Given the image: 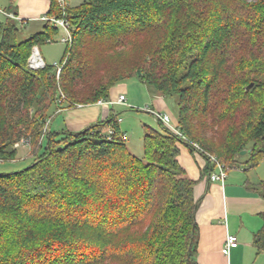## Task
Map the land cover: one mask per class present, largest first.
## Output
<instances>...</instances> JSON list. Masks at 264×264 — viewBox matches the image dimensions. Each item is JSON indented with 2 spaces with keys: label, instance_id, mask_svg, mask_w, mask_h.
I'll return each instance as SVG.
<instances>
[{
  "label": "trees",
  "instance_id": "16d2710c",
  "mask_svg": "<svg viewBox=\"0 0 264 264\" xmlns=\"http://www.w3.org/2000/svg\"><path fill=\"white\" fill-rule=\"evenodd\" d=\"M14 1L4 9L17 15ZM50 1L46 15L70 31L60 72L28 66L58 26L18 41V24L0 21V159L16 158L23 137L32 159L0 173V264H199L200 202L180 144L201 149L208 173L210 155L227 172L264 161V0ZM132 76L176 99L183 136L157 118L139 156L113 112L48 130L58 109L108 100ZM255 190L264 198V181Z\"/></svg>",
  "mask_w": 264,
  "mask_h": 264
},
{
  "label": "crops",
  "instance_id": "0c3cea01",
  "mask_svg": "<svg viewBox=\"0 0 264 264\" xmlns=\"http://www.w3.org/2000/svg\"><path fill=\"white\" fill-rule=\"evenodd\" d=\"M15 2L20 18L28 21L27 26L36 24L37 20L42 21L41 18L46 15L51 3L50 0H15ZM7 4L9 5V2ZM7 4L3 8H6ZM30 20H33L31 24H29ZM41 26L38 24L35 27L31 26L29 32H36ZM158 97L161 100L163 98L161 95ZM116 99L117 89L112 88L108 100ZM153 104L156 106L157 102L153 100ZM108 105L94 103L58 109L51 118L53 128L49 127L51 123L49 122L48 130L80 131L107 118L113 112ZM158 106H162V113H168L163 100ZM155 109L154 107L153 110ZM178 159L188 176L196 181L194 191L200 202L196 213L199 227L198 263L264 264V251L257 252L255 243V233L263 226L261 215L264 212V198L255 187L264 181V177L257 169L246 171L240 166L229 172L228 179L223 183L210 181L209 173L206 171L207 160L185 144H180ZM228 234L236 235L239 244L227 254L225 240ZM231 254L235 255V261L230 258Z\"/></svg>",
  "mask_w": 264,
  "mask_h": 264
},
{
  "label": "rangeland",
  "instance_id": "374dc122",
  "mask_svg": "<svg viewBox=\"0 0 264 264\" xmlns=\"http://www.w3.org/2000/svg\"><path fill=\"white\" fill-rule=\"evenodd\" d=\"M7 2H9V0H0V7H5ZM67 3L72 4L73 1L67 0ZM17 16L20 17L18 12ZM5 19V16L0 13V21H5ZM11 21L16 22L18 24L19 29L15 34V39H17L18 41L26 39L30 36L31 33L29 32V30L31 26L35 27L36 24L41 26V24L43 23V21L37 20V23L33 24V20H30L29 24H32L27 26L25 22L22 23L20 20L17 21L15 19H11ZM64 36L65 31L61 28L59 34L55 36L53 42H45L43 44H40V54L43 60L48 65H56L61 63L67 46L66 43L62 40ZM116 89L117 98L119 97L120 93H123L126 96V104H119L114 102V104H110L108 106L111 108L113 113L117 114V118L119 119V123L122 129L126 131L127 143L131 151L136 155L141 156L144 150L143 138L145 134V128L151 127L155 129H160L158 119L154 113L163 112L162 106H158L159 102L161 103L162 100L165 102L166 109L168 110V113L172 118V122L174 124H177V116L179 111L177 101L175 98H171L168 96H164L161 100V98L158 97L160 94H158L151 85L146 82H142L136 76H132L126 78L123 81L118 82L113 87V90ZM153 100L157 102L156 106H154ZM154 107L156 108L155 110H153ZM53 117L54 115L52 116V118ZM49 127L53 128L52 122L49 124ZM45 130L46 129H44V131ZM23 139L25 140L26 137H23L21 140ZM21 140L18 142L20 143ZM16 143L14 144V147L18 149L16 158L6 162H3V160L0 159V173L17 171L25 168L31 163L32 159L30 157H27V154L30 151L29 144L25 143L23 145H16ZM254 169H257L258 173L262 175V177H264V161H262ZM233 170L235 169L228 171L227 174L229 172H232ZM226 179L228 178L226 177ZM230 258H233V261H235V255L233 256L231 254Z\"/></svg>",
  "mask_w": 264,
  "mask_h": 264
},
{
  "label": "built area",
  "instance_id": "2783aa9c",
  "mask_svg": "<svg viewBox=\"0 0 264 264\" xmlns=\"http://www.w3.org/2000/svg\"><path fill=\"white\" fill-rule=\"evenodd\" d=\"M60 3L62 4V6L65 5V0H59ZM0 13L11 18V19H15V20H20L22 21V19L20 17H18L16 14H14L13 12H8L6 11L4 8L0 7ZM42 21L45 20H50L52 21L56 26H58L60 29L62 28L65 31V36L63 37V41L66 43L67 41L70 40V31H69V24L67 22V20L65 18H57L54 16H47L44 15L41 18ZM29 62V66L31 69H39L42 68L46 65V62L43 60L41 54H40V49L38 45H35L33 47L32 50V54L28 60ZM57 67L58 72H60L61 70V64H56L55 65ZM127 98L124 94H120L119 97L115 100V101H111V100H105V99H101L99 100L97 103L98 104H114L115 103H119V104H126ZM156 117L159 118L164 124L165 126L172 132L183 136L182 133L179 130V127L177 126V124H174L172 122V118L170 116V114L168 113H162V112H154ZM108 133L111 135L113 133V129L110 128L108 130ZM125 138H127V135H125ZM29 144V139H23L21 140V142L16 143V145L19 144ZM196 146V154L197 155H201L200 154V148ZM209 161L214 165L213 169L210 171L209 173V180L210 181H214V182H224L226 177H227V171L224 169V165L213 155H210L209 157ZM239 244L238 242V238L236 235L233 234H228L225 240V252L228 254L230 252V250L234 247H237Z\"/></svg>",
  "mask_w": 264,
  "mask_h": 264
},
{
  "label": "water",
  "instance_id": "95a60500",
  "mask_svg": "<svg viewBox=\"0 0 264 264\" xmlns=\"http://www.w3.org/2000/svg\"><path fill=\"white\" fill-rule=\"evenodd\" d=\"M252 86H253V83L249 84V85L247 86V89H250ZM245 153H246L245 150L241 152V154H245Z\"/></svg>",
  "mask_w": 264,
  "mask_h": 264
}]
</instances>
